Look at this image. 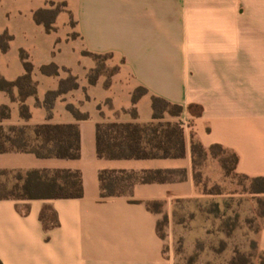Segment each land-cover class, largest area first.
Listing matches in <instances>:
<instances>
[{
  "label": "crops",
  "instance_id": "0c3cea01",
  "mask_svg": "<svg viewBox=\"0 0 264 264\" xmlns=\"http://www.w3.org/2000/svg\"><path fill=\"white\" fill-rule=\"evenodd\" d=\"M66 2L47 32L34 12L47 0H0V33L13 35L8 51L0 49V74L14 80L25 72L20 50L29 53L39 81L40 99L58 86L60 76L43 74L40 66L55 62L73 70L64 59L73 54L78 75L94 66L87 50L112 54L121 62L122 98L104 115L98 104L110 92L100 84L68 99L88 112L77 119L58 101L51 119L40 109L30 124L78 123L81 156L77 159L40 157L32 152L0 153V168L14 170H80L84 195L80 198L0 199L1 264H176L158 231L161 212L148 202L160 201L171 213L180 200L200 196L195 181L192 134L206 146L220 143L239 155L236 171L264 176V0H53ZM74 26H71V20ZM75 31L77 37H70ZM143 86L148 93L137 104L138 115L126 111L132 94ZM73 97H71V96ZM152 95L184 106L181 116L166 119L184 126L186 153L179 158H104L96 149L101 121L148 123L153 120ZM9 104L11 119L22 123L18 105L0 90V105ZM190 104L203 113L194 117ZM125 109V110H123ZM103 169L142 171L178 169L181 177L168 182L136 183L131 193L102 196ZM46 210L45 219L42 218ZM264 251V220L255 233Z\"/></svg>",
  "mask_w": 264,
  "mask_h": 264
},
{
  "label": "trees",
  "instance_id": "16d2710c",
  "mask_svg": "<svg viewBox=\"0 0 264 264\" xmlns=\"http://www.w3.org/2000/svg\"><path fill=\"white\" fill-rule=\"evenodd\" d=\"M48 6L37 9L34 19L42 24L47 32L56 30V19L58 15L67 10L66 2H55L47 0ZM13 35L8 31L0 33V49L8 51ZM92 57H108L112 54H98L87 50L83 52ZM20 56L23 60L25 72L14 80H8L0 74V90L8 93L12 100L15 90L19 94L20 118L24 124L6 125L4 122L11 118V107L9 104L0 105V153L18 151L32 152L40 157H62L77 159L81 156V137L78 123H52L45 121L30 124L32 112L26 98L36 95L38 82L34 78L35 66L30 60L29 53L21 49ZM61 70L67 71L69 75L59 80L56 89L46 92L43 101L38 100V105L47 111V119L53 116L56 100L64 93L77 89L80 86L77 75L73 74L66 66H60L55 62L40 66L43 74L59 76ZM90 83H96V78H90ZM148 93L143 86L133 92L134 116L138 115L137 104L140 98ZM153 120L148 123L101 121L96 127V149L99 157L104 158H179L186 153L184 138V126L181 121L167 120V116H181L184 106L171 102L161 96L152 95ZM67 109L77 119H86L88 112L81 111L74 103H68ZM189 111L194 116L203 113V107L198 104H190ZM192 153L195 167V181L200 186L199 178L202 176V160H216L221 163L226 172L241 175L251 181V193L264 192V176H248L236 171L239 155L234 150L215 143L206 147L195 133L192 134ZM178 169H150L142 171H130L126 169H103L99 172V180L102 196H121L131 193L133 186L138 183L168 182L181 177ZM17 173L14 182L8 188L7 181H0V199H33V198H80L84 195L83 178L80 170L71 169H31L14 170L0 168V175ZM8 179V178H7ZM200 191V189H199ZM201 192V191H200ZM160 201L148 202L151 210ZM163 204V203H162ZM161 212V211H159ZM46 210L42 213L45 219ZM264 214L262 217L263 224ZM258 227V229L260 228ZM256 229L255 233L258 231ZM158 231L160 233V219L158 220ZM161 235V233H160ZM162 236V235H161ZM163 238V236H162ZM254 242L258 247L254 237ZM261 251V250H260ZM264 252V251H262ZM1 264V262H0Z\"/></svg>",
  "mask_w": 264,
  "mask_h": 264
},
{
  "label": "rangeland",
  "instance_id": "374dc122",
  "mask_svg": "<svg viewBox=\"0 0 264 264\" xmlns=\"http://www.w3.org/2000/svg\"><path fill=\"white\" fill-rule=\"evenodd\" d=\"M70 23L73 27V19ZM69 36L77 37V33L72 31ZM64 55L65 61L72 64L73 70L68 68L77 75L80 86L62 94L56 100L55 106L58 101H62L66 105L74 103L80 108L79 102L73 98L69 100L68 95L80 92L84 98L88 99L90 97L88 88L99 83V91L103 88L110 94L98 104V108L104 115H113L116 112L113 104L114 97L122 98L124 90L120 87H124V83L128 81L124 79V82L122 80V83H119V78L124 77L119 59L114 56L93 57L94 66L86 69L82 75H78L76 72L78 62H75L74 55L67 53ZM83 55L86 54L83 53ZM60 75L62 77L59 80L67 77L69 73L61 70ZM90 78H96V83L91 84ZM37 82V94L26 98V104L29 105L32 114L34 112L35 117L41 111L30 105L28 99L35 98V105L41 107L38 105V100L43 101L48 91L45 92L44 98L40 99L39 81ZM14 96L16 100H12L10 96L11 100L20 107L17 90ZM133 108L132 104L126 111L131 113ZM5 124H24V122ZM200 161L202 162V176L199 178L200 196L176 202L171 213L164 211V204H155V209L161 211L160 233L165 240L166 251L172 253L176 264H264V252L260 251L254 242L255 231L260 226L264 214V192L251 193L249 179L239 174L226 172L221 163L216 160L209 158L206 161L202 159ZM16 174L13 172L0 175V181L8 180L9 188Z\"/></svg>",
  "mask_w": 264,
  "mask_h": 264
}]
</instances>
